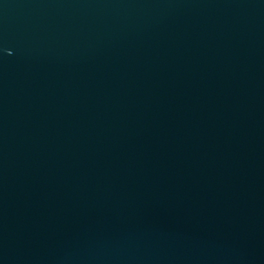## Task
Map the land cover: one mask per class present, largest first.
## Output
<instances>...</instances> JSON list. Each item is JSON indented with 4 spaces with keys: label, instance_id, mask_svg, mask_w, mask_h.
<instances>
[{
    "label": "water",
    "instance_id": "obj_1",
    "mask_svg": "<svg viewBox=\"0 0 264 264\" xmlns=\"http://www.w3.org/2000/svg\"><path fill=\"white\" fill-rule=\"evenodd\" d=\"M0 264H264V0H0Z\"/></svg>",
    "mask_w": 264,
    "mask_h": 264
}]
</instances>
